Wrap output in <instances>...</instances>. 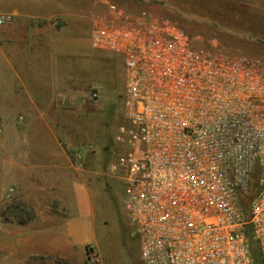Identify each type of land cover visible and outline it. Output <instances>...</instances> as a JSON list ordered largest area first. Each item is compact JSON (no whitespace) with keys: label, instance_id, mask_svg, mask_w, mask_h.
I'll return each instance as SVG.
<instances>
[{"label":"built area","instance_id":"obj_1","mask_svg":"<svg viewBox=\"0 0 264 264\" xmlns=\"http://www.w3.org/2000/svg\"><path fill=\"white\" fill-rule=\"evenodd\" d=\"M88 15L93 45L124 58L127 150L109 169L143 263L264 264V64L147 8L101 0Z\"/></svg>","mask_w":264,"mask_h":264},{"label":"crops","instance_id":"obj_2","mask_svg":"<svg viewBox=\"0 0 264 264\" xmlns=\"http://www.w3.org/2000/svg\"><path fill=\"white\" fill-rule=\"evenodd\" d=\"M0 18L1 180L14 184L17 201L30 199L36 221L51 223L47 258L72 260L91 242L85 218L107 200L100 154L88 144L105 142L99 113L110 94L84 74L86 58L106 50L93 45L78 0H0ZM73 148L83 150L81 163Z\"/></svg>","mask_w":264,"mask_h":264},{"label":"rangeland","instance_id":"obj_3","mask_svg":"<svg viewBox=\"0 0 264 264\" xmlns=\"http://www.w3.org/2000/svg\"><path fill=\"white\" fill-rule=\"evenodd\" d=\"M75 5L77 0H71ZM101 0H78L89 12ZM129 9H150L167 16L181 26L197 45L213 46L228 54L243 53L264 64V0H113ZM87 81L109 96L100 111L104 143H90L101 157L106 202L97 206L94 217H86L94 231H85L88 243L83 254L72 260L46 256L45 228L30 199L17 201V191L2 179L0 170V264H144L135 227L130 224L125 208V184L120 173H112L109 165L119 161L127 145L118 141L121 127L126 124L123 109L124 58L104 51L101 60L86 58ZM0 144V151L2 150ZM72 149V154L73 150ZM13 188L9 195L8 191ZM29 192H26L28 194ZM17 194V195H16ZM25 195V194H24ZM98 197V196H97ZM46 215L45 208H38Z\"/></svg>","mask_w":264,"mask_h":264},{"label":"trees","instance_id":"obj_4","mask_svg":"<svg viewBox=\"0 0 264 264\" xmlns=\"http://www.w3.org/2000/svg\"><path fill=\"white\" fill-rule=\"evenodd\" d=\"M253 246H255V244H253ZM255 248V247H254Z\"/></svg>","mask_w":264,"mask_h":264}]
</instances>
